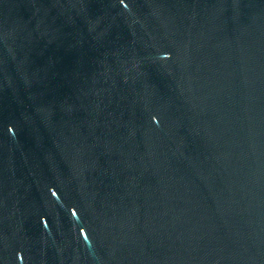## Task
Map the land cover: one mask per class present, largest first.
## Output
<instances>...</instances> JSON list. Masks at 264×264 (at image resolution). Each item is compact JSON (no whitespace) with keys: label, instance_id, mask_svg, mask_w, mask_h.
<instances>
[{"label":"water","instance_id":"1","mask_svg":"<svg viewBox=\"0 0 264 264\" xmlns=\"http://www.w3.org/2000/svg\"><path fill=\"white\" fill-rule=\"evenodd\" d=\"M0 264H264V0H0Z\"/></svg>","mask_w":264,"mask_h":264}]
</instances>
